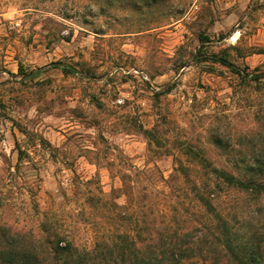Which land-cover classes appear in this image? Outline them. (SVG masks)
Here are the masks:
<instances>
[{"label": "rangeland", "instance_id": "1", "mask_svg": "<svg viewBox=\"0 0 264 264\" xmlns=\"http://www.w3.org/2000/svg\"><path fill=\"white\" fill-rule=\"evenodd\" d=\"M249 167L264 169V0H0V264H54L44 224L80 264L126 246L238 264L213 235L264 245V193L210 171Z\"/></svg>", "mask_w": 264, "mask_h": 264}, {"label": "trees", "instance_id": "2", "mask_svg": "<svg viewBox=\"0 0 264 264\" xmlns=\"http://www.w3.org/2000/svg\"><path fill=\"white\" fill-rule=\"evenodd\" d=\"M219 61L224 66H231L226 59L221 58ZM237 75L238 70L232 69ZM215 176V180L226 183L229 187L234 188L242 193L259 196L264 193V169L258 167L245 168L241 175L234 177L222 170L212 169L210 171ZM210 195V191L207 195ZM197 200L202 205H207L204 196L206 193L197 191ZM220 221V218L217 217ZM42 232L46 236L45 243L49 247V252L53 256L54 264H80L84 258L90 257L91 254H79V251L72 246L59 233L50 232L46 224L42 226ZM216 241L221 245L224 251L238 264H264V245H260L254 239L245 240L242 236L241 241H237L236 236L229 226L222 222L220 229L214 233ZM119 264H183L184 255L191 251L190 247L173 246L170 249L163 247H152L148 249L132 247H119L118 249ZM87 253V252H86Z\"/></svg>", "mask_w": 264, "mask_h": 264}]
</instances>
